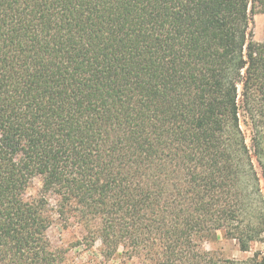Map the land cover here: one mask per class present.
Returning a JSON list of instances; mask_svg holds the SVG:
<instances>
[{
	"label": "trees",
	"instance_id": "16d2710c",
	"mask_svg": "<svg viewBox=\"0 0 264 264\" xmlns=\"http://www.w3.org/2000/svg\"><path fill=\"white\" fill-rule=\"evenodd\" d=\"M255 12L264 0H0V264H63L55 216L106 257L264 264L204 247L264 245Z\"/></svg>",
	"mask_w": 264,
	"mask_h": 264
},
{
	"label": "rangeland",
	"instance_id": "374dc122",
	"mask_svg": "<svg viewBox=\"0 0 264 264\" xmlns=\"http://www.w3.org/2000/svg\"><path fill=\"white\" fill-rule=\"evenodd\" d=\"M250 27L253 31V37L256 41H264V13L255 12L251 15ZM247 142L251 147L252 131L245 128ZM254 164L261 178V187L264 193V170L251 148ZM43 179L37 177L33 180L29 189V194L36 196L42 187ZM52 205H55V199L50 197ZM86 234L83 226L77 222L65 223L58 216L48 229V235L53 248L63 249L66 251L63 264H152L143 257L130 256L121 248L112 257H106L102 251V242L97 240L94 245H87L82 242L83 236ZM204 247L213 251L218 258L225 260H246L253 256L257 251L264 252V245L254 244L249 251L240 250L237 243L232 239H227L220 232L219 238L213 242H205Z\"/></svg>",
	"mask_w": 264,
	"mask_h": 264
}]
</instances>
